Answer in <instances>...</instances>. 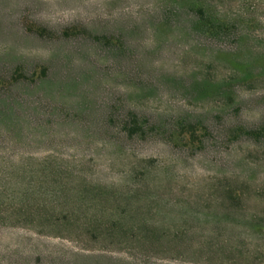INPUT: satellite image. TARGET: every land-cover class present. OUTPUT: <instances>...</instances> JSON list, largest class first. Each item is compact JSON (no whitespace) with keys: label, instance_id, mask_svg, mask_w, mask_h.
I'll return each instance as SVG.
<instances>
[{"label":"rangeland","instance_id":"1","mask_svg":"<svg viewBox=\"0 0 264 264\" xmlns=\"http://www.w3.org/2000/svg\"><path fill=\"white\" fill-rule=\"evenodd\" d=\"M0 264H264V0H0Z\"/></svg>","mask_w":264,"mask_h":264},{"label":"trees","instance_id":"2","mask_svg":"<svg viewBox=\"0 0 264 264\" xmlns=\"http://www.w3.org/2000/svg\"><path fill=\"white\" fill-rule=\"evenodd\" d=\"M198 13L199 14H201V24L202 23H205V24H208L209 25V27H211L210 25L212 24V25H214V23H217L218 21H219V19L218 18H216V17H213V16H210V15H208V14H203L204 13V11L202 10V8H199L198 9ZM204 15V16H203Z\"/></svg>","mask_w":264,"mask_h":264}]
</instances>
